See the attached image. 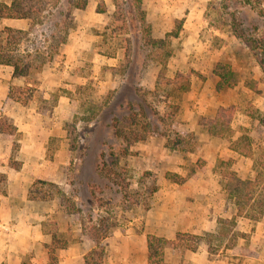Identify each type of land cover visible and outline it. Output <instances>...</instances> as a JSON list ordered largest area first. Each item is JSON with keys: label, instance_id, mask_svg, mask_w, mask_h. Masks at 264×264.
Returning <instances> with one entry per match:
<instances>
[{"label": "rangeland", "instance_id": "374dc122", "mask_svg": "<svg viewBox=\"0 0 264 264\" xmlns=\"http://www.w3.org/2000/svg\"><path fill=\"white\" fill-rule=\"evenodd\" d=\"M117 1L122 10L128 8L125 0ZM118 7L114 0H87L84 8L59 0L45 14L42 23L34 26L21 42L20 48L32 51L33 55L43 57L49 53L52 58L44 63L43 71L36 74L30 101L26 105L4 101L0 110L5 113L0 115L13 124L14 119L24 124L34 120L47 128L48 139L35 148L49 160L45 163L48 176L34 178L32 183L35 179L44 182L30 183V186L31 193L49 197L30 198L32 201L22 203L19 239L12 235L16 232L14 227L11 232L0 224V231L5 234L0 233V252L9 251L10 262L16 261L12 264H42L44 260L50 264L45 258L46 250L61 245L63 240L70 239L68 245L75 243L81 251L89 249L92 241L82 234L80 218L91 208L109 230L103 240L106 263L147 264L144 234L156 229L157 215L169 212L172 207H165L166 197L174 195L177 200L184 194V204L193 206L194 191L202 192L199 196L202 198L213 194L221 202L225 198L222 210L231 211L232 202L226 200L219 182V162L230 159V167L242 178L253 177L256 168L264 169V125L257 120L264 115V71L256 56L231 32L229 14L234 12L242 28L256 25L258 33L262 34L264 19L256 15L259 8L256 0H142L141 8L153 37H163L176 22H181L178 36L169 38L172 55L165 68L140 40V30L134 33L118 30L123 24ZM131 10L135 11L133 6ZM217 62L230 65L237 77L234 86L215 89ZM6 70L0 71L2 75L9 74ZM191 70L190 89L175 99L181 105L178 128L194 131L199 140L200 137L205 140L199 141L200 147L194 153L183 156L164 146L165 138L161 134L170 129L167 124H160L158 133L147 135L129 147L131 154L122 159L123 165L120 163L125 170L116 167L121 172L122 186L128 188L122 194L100 171L99 165L100 152L108 146L117 148L121 142L109 132L112 118L127 116L132 110L128 108L131 104L135 112L147 117L153 109L164 114L167 111L164 97L157 98L153 94L158 75L173 77L176 72ZM245 80L256 82L260 92L245 86ZM11 82L10 85L20 84L23 80L16 78ZM219 105L234 106L232 138L246 128L245 132L252 138V157L228 150L226 139L213 138L197 125L202 112L213 115L211 112ZM32 132L35 131L32 129ZM0 134L10 142L8 163L19 167L23 163L19 151L22 140L13 148L8 135ZM22 134L18 131L17 137L22 139ZM24 159L29 164L28 176L31 160L30 157ZM167 170L185 175L187 179L183 183L173 182L165 178ZM147 171L150 174L144 173ZM195 182L203 189H195L192 184ZM48 183H55L56 187ZM261 184H264V176ZM154 187L156 190L152 191ZM77 208L82 210L81 214L76 213ZM2 218L0 214V220ZM16 221L15 218L9 223L16 224ZM40 223L44 235L35 238L33 227ZM54 233L59 239L50 244ZM239 240L220 236L212 245L218 244V250L222 248L225 252ZM4 242L6 246L2 245ZM244 246H257L249 233ZM60 250L58 247L53 250L56 260L51 264H59Z\"/></svg>", "mask_w": 264, "mask_h": 264}, {"label": "trees", "instance_id": "16d2710c", "mask_svg": "<svg viewBox=\"0 0 264 264\" xmlns=\"http://www.w3.org/2000/svg\"><path fill=\"white\" fill-rule=\"evenodd\" d=\"M59 0H10L9 3L0 0V19L2 18H16L26 19L28 21V28H15L4 26L0 29V64L10 65L13 68V76L22 78V84H12L9 86L5 101H13L26 105L35 90L36 74L42 70L44 63L51 60L52 56H39L32 54L26 48H20L21 42L32 31L33 27L42 23L45 14L49 11L52 5ZM116 4L120 7L119 1ZM68 2L77 8H84L87 0H68ZM249 2V0H244ZM259 8L257 16L264 19V0H256ZM128 8L118 12L123 18V24L118 30H126L131 33L140 30V40L151 49L154 57L162 67L165 68L167 59L172 55V50L169 47V38L177 37L181 29V22H176L174 26L165 33L163 37L155 38L150 33L149 24L146 21L145 12L141 8L142 0H125ZM133 8L135 11L131 10ZM118 7V8H119ZM101 9L100 11H102ZM228 13V12H227ZM230 16V30L233 35L256 56L258 64L264 71V31L262 34L258 33V26L254 25L252 28H242L237 16L229 13ZM136 30V31H135ZM65 39L62 40V42ZM39 57V59H37ZM176 72L173 77L163 76L161 73L155 81L153 94L156 97H164V103L167 111L160 115L159 112L153 109L149 116L143 115L141 112H135L133 104L132 112H128L127 116H114L109 126L110 134L120 139L118 147L108 146L99 154L100 171L104 172L108 179L117 185L122 194L126 193L128 189L125 185L122 186L119 176L121 172L116 167L125 170L122 159L131 154L129 147L135 142L143 140L147 135L160 131V124H167L168 132H159L164 136V146L172 151H177L183 156L189 153H194L199 147V138L194 131L179 130L178 116L181 110L179 99L181 95L187 92L191 86L190 74ZM214 73L217 76L215 82V89L217 91L224 87H232L237 83V77L230 65L226 62H217L214 68ZM199 76L201 74H198ZM244 85L251 88L255 92H260L256 82L252 80H245ZM140 110V109H139ZM141 113V114H140ZM234 114L233 105H219L216 112L212 116L200 115L197 118V123L204 128L209 134L226 138L229 140L230 149L239 154L252 157V138L247 134L246 128L237 137L232 138L233 128L231 127V120ZM257 120L264 125V115L257 117ZM0 133H5L12 140V147L18 146L17 128L0 115ZM201 160V158H199ZM121 163V165H120ZM231 160H221L219 162L218 171L220 173V185L225 192L227 199L232 202L234 213L230 218L218 217L217 229L215 232H203L201 234H194L190 232L177 231L174 238H166L153 233L146 234L147 247V264H166L163 262V249L166 245H170L177 249L196 250L200 242L205 241L209 253H216L219 245H212V241L220 236H228V240H237L239 237H244L245 233L235 229L236 218L238 216H245L252 220L260 218L264 212V184L260 185V180L263 179L264 169H255L253 177L242 178L230 167ZM203 165V164H202ZM202 165L200 167H202ZM123 168V169H122ZM150 174V172H144ZM165 178L170 179L176 183H182L187 179V176L180 173L167 170L164 173ZM43 183L41 179H35L32 183ZM6 176L0 172V194L5 192ZM56 187L55 183H48ZM32 186L28 189V196L32 199H47L48 195H37L31 193ZM156 187L152 189L155 191ZM124 191V192H123ZM74 207V204H72ZM94 208L88 210L81 215L80 223L82 234L86 235L92 241V246L85 252L83 256V264H107V251L103 240L109 234L107 225L104 224L103 219L98 217V213L93 212ZM77 214H81L80 208L76 209ZM89 221V224L87 223ZM55 233L52 234L51 243L57 241ZM71 240H63L61 245H54L48 248L50 264L53 263L55 255L53 250L55 248H65Z\"/></svg>", "mask_w": 264, "mask_h": 264}, {"label": "crops", "instance_id": "0c3cea01", "mask_svg": "<svg viewBox=\"0 0 264 264\" xmlns=\"http://www.w3.org/2000/svg\"><path fill=\"white\" fill-rule=\"evenodd\" d=\"M3 1L6 3L10 2V0ZM0 22L2 27L10 26L22 29L28 28H25L26 22L28 23L26 19L2 18L0 19ZM2 69H7L6 71H8L7 73L9 74L5 76L0 72V76L2 77H0V81H3L2 84L0 83V106L6 99L11 80L17 78L13 76L12 66L0 64V71H2ZM9 102L13 101H6V104ZM0 109H2V107H0ZM1 112L5 113L0 110V113ZM215 112L216 110L214 113L211 112V114L214 115ZM207 113V111L202 112L201 115L212 116ZM14 125L17 127V131L23 132L22 137L24 139L18 138L19 141L22 140V146L19 151L20 160L23 163L17 168H14L8 163L11 154L10 142L7 138L0 136V172L4 173L6 176L5 192L0 194V214L3 217L0 220V224L5 228L11 229V232L14 227L16 232H12V235L19 239V228L22 227V224L20 223L22 219L20 218V206L22 203L25 204L26 202L32 201V199L28 197L30 183H32V180L36 177L42 178L48 176V169H46L45 163L49 162V160L44 159L43 152L35 148V145L41 144L43 141L47 140L48 137L45 136L47 129L45 125L35 123L34 120L30 123L24 124L19 120L14 119ZM29 128H32L35 132H32V129L30 130ZM201 129L205 130L202 127ZM207 134L213 138H222L211 135L208 132ZM27 140L28 143H26ZM200 140H205V137H200ZM227 141L229 143V140ZM229 149L230 147L228 145V150ZM216 151L217 149H215V152ZM25 157H30L29 160H31L28 176L26 175V169H28L27 166L29 164L26 162V159H24ZM40 159L42 160L41 162ZM192 184L195 185V189H203L201 184H198V182ZM192 194L194 196L193 200L195 201L193 206H187L184 204V200L186 202V197L182 196L184 194L178 196L179 198H177V200L174 198V195L166 197V199H164L165 207H172L169 212L157 215L158 219L156 220L158 224L156 229L147 233H153L166 238H174L177 231L190 232L194 234H201L206 231L214 232L217 229L218 217L230 218L234 213L233 205L231 211L221 209L226 203L225 198L223 202H221V200H218L213 194L205 195L203 198L199 197L202 195V192L194 191ZM226 200L229 201L228 199ZM15 218L17 219L16 224L9 223V221L11 222V220H15ZM33 228H35V238H40V236L44 235L41 223L35 225ZM235 229L244 232L245 235L244 237H239L240 240L237 244L226 248V251H229L228 253L226 251L222 252V248L216 253H209L207 244L202 241L200 242L198 248L194 251L189 249L171 248L170 246L164 247L163 261L169 264H264V212L257 220H252L245 216H238L236 218ZM1 232L4 234V231H0V233ZM247 233L250 234V239L257 243L256 248H246L244 246ZM146 234H144L145 248H147ZM2 245L6 246V243L4 242ZM78 247L80 246L75 245L74 243L70 246H66L65 248H61L60 252H58L60 257L59 264H83V256L88 249L81 251ZM9 254V251H4L3 253V250H1L0 261L4 260V264L16 263L15 260L10 262L11 260L9 259ZM45 254V258L47 260L48 250H46ZM46 262L47 261L44 260L42 264H47Z\"/></svg>", "mask_w": 264, "mask_h": 264}]
</instances>
